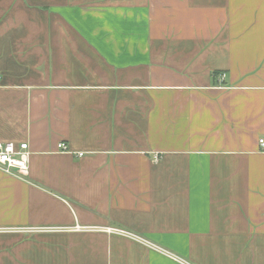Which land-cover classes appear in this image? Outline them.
<instances>
[{
    "label": "crops",
    "instance_id": "0c3cea01",
    "mask_svg": "<svg viewBox=\"0 0 264 264\" xmlns=\"http://www.w3.org/2000/svg\"><path fill=\"white\" fill-rule=\"evenodd\" d=\"M259 138L264 0H0V264H264Z\"/></svg>",
    "mask_w": 264,
    "mask_h": 264
},
{
    "label": "built area",
    "instance_id": "2783aa9c",
    "mask_svg": "<svg viewBox=\"0 0 264 264\" xmlns=\"http://www.w3.org/2000/svg\"><path fill=\"white\" fill-rule=\"evenodd\" d=\"M224 75L222 74L220 78L222 79ZM259 146L264 150V138L258 139ZM57 148L61 151L67 149L66 144L64 142H59L57 144ZM81 156V152L78 154ZM30 152L28 148L27 142H0V171L6 175L14 176L17 178H23L28 174V163H29ZM160 156L155 154L153 156L154 161L159 160ZM109 232L116 233L137 241H140L147 245L148 247L174 259L175 261L181 264H190L186 260L180 258L179 256L173 254L172 252L154 245L144 238L127 232L126 230H122L119 228H109Z\"/></svg>",
    "mask_w": 264,
    "mask_h": 264
}]
</instances>
